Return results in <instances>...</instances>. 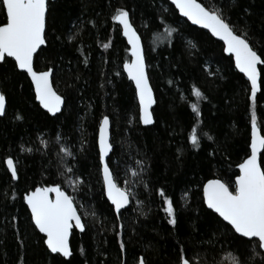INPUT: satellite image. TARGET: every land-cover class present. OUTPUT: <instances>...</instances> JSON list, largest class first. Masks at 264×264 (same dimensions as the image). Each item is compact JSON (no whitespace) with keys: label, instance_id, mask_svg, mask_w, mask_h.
<instances>
[{"label":"trees","instance_id":"1","mask_svg":"<svg viewBox=\"0 0 264 264\" xmlns=\"http://www.w3.org/2000/svg\"><path fill=\"white\" fill-rule=\"evenodd\" d=\"M200 2L206 6L222 4L236 28L250 24L251 42L264 53V0ZM116 6L129 10L149 49L147 72L155 98L151 125L138 122L135 90L122 69V61L128 57L127 43L109 19L111 8ZM245 8L250 13L242 16ZM159 14L176 29L174 43L161 39L153 45V33L164 32ZM46 21L48 43L35 56L36 67L43 70L55 65L54 87L66 98L60 113L50 115L41 109L29 78L14 69L12 58L0 61V89L6 93V114L0 117V155L12 154L19 165L18 180H10L0 166V264H17L21 257L24 264H137L139 256L147 264H176L178 241L191 264H264L262 250L257 249L260 255L249 260L252 249L248 245L239 240L229 243L231 233L217 228L215 215L201 203L197 184L213 177L228 181L238 174L234 166L244 157L250 141L253 107L258 128L264 134V89L258 92L253 106L247 99V79L236 70L222 44L179 16L168 0H54L48 2ZM80 25L83 27L77 32ZM188 40L193 41L194 48L188 46ZM85 57L87 64L83 63ZM260 71L264 76L262 64ZM193 84L207 100L191 93ZM181 92L186 99H181ZM189 101L196 102L201 110L198 146L187 141L196 122ZM17 113L23 119H16ZM103 115L110 116V139L115 146L110 158L115 177L122 187L131 185L134 192L121 217L123 227L117 226L121 221L115 219L110 203L100 194L101 178L92 145ZM57 127L67 138L70 150L81 149V139L87 141L76 152L79 171L85 176L83 186L76 190L58 175V159L63 155L59 149L65 145L56 138ZM204 132H209L214 141L203 137ZM41 138L45 143H40ZM22 144L25 151L20 152ZM178 148L183 150L179 154ZM141 159L147 170L137 183L141 175L137 161ZM52 183L62 184L75 195L86 223V230L72 232V255L68 259L48 251L22 201L28 188ZM162 186L178 205L175 226L168 223L161 200L154 195V190ZM185 191L190 194L187 198ZM137 200L143 203L137 204ZM140 211L146 215H140ZM117 231L121 233L119 238ZM214 231L218 236L210 241ZM121 240L126 244L124 252L119 249Z\"/></svg>","mask_w":264,"mask_h":264},{"label":"snow or ice","instance_id":"2","mask_svg":"<svg viewBox=\"0 0 264 264\" xmlns=\"http://www.w3.org/2000/svg\"><path fill=\"white\" fill-rule=\"evenodd\" d=\"M170 2L175 6L174 11L178 10L188 21L195 25H202L223 41V51L232 54L235 67L247 77L246 83L249 88L247 99L254 106L258 99V90L264 89V76L257 67L258 64L264 65V53L258 52L251 42L250 24L246 23L239 28L234 27L222 4L206 6L200 0H170ZM47 8L46 0H0V61L6 62L8 58H12L14 69L23 70L26 78H30L35 100L48 113L56 114L61 112V106L66 102V98L54 87L55 65L37 70L35 60V56L42 51V46L48 43ZM248 13L250 9L245 8L242 16ZM109 19L116 22L117 30L126 38L128 57L122 61V69L135 85L138 122L145 125L150 124L153 114L149 108L154 103V98L149 74L146 71L149 49L144 45L143 38L134 26L126 7L111 8ZM157 19L162 22L164 32L163 34L153 33L155 37L153 45L161 39H168L174 43L173 33L176 29L166 22L163 14H159ZM89 23L93 22L89 21ZM81 27L83 25L77 27V32ZM68 39L71 40L73 37L70 35ZM187 44L192 48L195 47L191 40H188ZM101 47L108 48L109 45L101 44ZM81 54L83 55L82 51ZM83 63H88L87 57ZM168 83L171 84L172 81L169 80ZM191 93L197 98L208 99L195 84L191 85ZM180 96L181 99H186L183 92ZM188 106L193 110L196 122L191 125L187 141L193 146H198L201 134L197 125L200 124L201 110L196 102L189 101ZM87 111L88 106L85 107V112ZM4 114H6V93L0 90V115ZM15 118L23 119L19 113ZM132 122L130 119L129 123ZM80 123L83 124L84 121L81 120ZM97 127L98 135L93 142L92 149L97 156V172L101 178L100 194L110 202L109 208L116 214L115 219L121 221L124 206L129 204L134 192L131 185L122 187L118 183L111 167L110 153L115 150V146L110 139V116H101ZM250 129V141L246 145L245 155L240 163L234 166L238 169V174L228 181L213 177L197 182L201 203L207 206L206 210H212L217 221V228L222 227L231 233L230 244L239 240L248 245L252 249L249 260L260 255L257 249L264 250V152L261 151L264 149V134H261V129L258 128L255 107L251 111ZM39 135L43 137L44 133L40 132ZM202 135L209 141H214V137L209 132H204ZM56 138L65 145L59 149L63 155H59L58 175L64 176L65 183H70L76 190L83 186L85 180L84 173L78 168L79 160L76 152L83 149L87 141L81 139V149L70 150L67 146V138L62 135L59 127H57ZM40 143H45L43 138L40 139ZM19 151H25L23 144ZM182 151L181 148L177 149L178 154ZM65 157L69 159L66 161ZM137 164L141 173L137 180L139 183L143 180L142 174L147 168L143 159L137 161ZM0 166L4 167L10 180L19 179V165L12 154L0 155ZM13 195L17 193L14 192ZM154 195L160 198L168 223L173 226L177 225L178 205L167 193L166 186L156 188ZM183 195L187 198L190 194L185 191ZM22 201L26 204L27 210H30V221L34 231L38 230L39 233L44 234L42 240L47 249L51 253H60L63 257H69L72 254L70 233L75 229L86 230V223L79 212L75 195L69 194L62 184L52 183L43 186L37 184L24 191ZM136 203L142 204L143 202L137 200ZM184 203L187 204V199ZM140 215H146V212L140 211ZM117 226L123 227L122 221ZM116 236L119 238L121 233L117 231ZM216 236L218 233L214 231L209 240L212 241ZM16 239L21 240V246H23L24 241L19 234L16 235ZM178 244L180 247L176 264H191L183 244L179 241ZM119 249L121 252L126 251V244L123 240L120 241ZM17 264H24L22 257ZM138 264H147L146 259L141 256ZM245 264L248 262L245 261Z\"/></svg>","mask_w":264,"mask_h":264},{"label":"water","instance_id":"3","mask_svg":"<svg viewBox=\"0 0 264 264\" xmlns=\"http://www.w3.org/2000/svg\"><path fill=\"white\" fill-rule=\"evenodd\" d=\"M51 1H54V0H46V2L48 3V2H51ZM169 2H170V0H168ZM171 3V2H170ZM174 6V5H173ZM175 7V6H174ZM46 12H47V10H46ZM177 12H178V14H179V16H181L182 18H184V19H186L187 20V18H185V17H183L182 16V14H180L179 13V11L177 10ZM188 21V20H187ZM191 25H193V26H196V27H198V28H201V29H203V30H205L206 32H208L215 40H217V41H219L221 44H222V46H223V41L219 38V37H216V36H214L208 29H205L202 25H195L193 22H191V21H188ZM116 23V22H115ZM122 35V34H121ZM123 37V36H122ZM124 38V37H123ZM125 39V41H126V38H124ZM127 43V42H126ZM227 55H230L231 57H232V54H230V53H226ZM35 55V54H34ZM232 60H233V63H234V66H235V62H234V58L232 57ZM260 66H261V64H258L257 65V67H258V69L260 70ZM236 68V67H235ZM148 70V66H147V68H146V71ZM236 70L237 71H239L240 72V70L239 69H237L236 68ZM19 71H22L23 72V70H19ZM240 73H242V72H240ZM125 74V76L127 77V79L132 83V85H133V87H134V90H135V85H134V83L130 80V78L127 76V74L126 73H124ZM243 74V73H242ZM244 75V74H243ZM245 76V75H244ZM245 78L247 79V77L245 76ZM29 80H30V78H29ZM1 90V89H0ZM260 90H258V92H259ZM34 92V91H33ZM258 94V93H257ZM153 98H154V94H153ZM136 100H137V98H136ZM38 102V101H37ZM38 104H39V102H38ZM137 105H138V100H137ZM154 105H155V98H154V103L150 106V108H149V110L152 112V108L154 107ZM40 107H41V109H43V107L41 106V105H39ZM62 106H63V104H62ZM62 106H61V108H62ZM44 111H46L47 112V110L46 109H43ZM48 113V112H47ZM48 114H50V115H55V114H53V113H48ZM57 114V113H56ZM2 115H0V117H1ZM153 123V119H152V122L150 123V124H147V125H151ZM142 125H145V124H143V123H141ZM250 134H251V129H250ZM97 135H98V130H97ZM110 137H111V122H110ZM263 150V149H262ZM261 150V151H262ZM111 154V153H110ZM258 159H260V157L258 156ZM238 170V169H237ZM54 195V194H53ZM106 198V197H105ZM110 203V202H109ZM129 204H130V200H129ZM129 204L128 205H126V206H124V208H127L128 206H129ZM26 205V204H25ZM206 206V205H205ZM207 207V206H206ZM29 211V213H30V210H28ZM212 211V210H211ZM78 231H83V230H80V229H77ZM38 231V230H37ZM41 235H44V234H42V233H40ZM238 235H240V234H238ZM70 239H71V233H70ZM46 246V245H45ZM47 248V247H46ZM49 252H50V250H49ZM262 252H264V250H262ZM52 254H55V253H52ZM59 255H61L62 257H63V255L62 254H60V253H58ZM72 255V254H71ZM70 255V256H71ZM69 256V257H70ZM69 257H64L65 259H68ZM141 256H139V258H140ZM139 258H138V261H139ZM138 261H137V264H138Z\"/></svg>","mask_w":264,"mask_h":264},{"label":"flooded vegetation","instance_id":"4","mask_svg":"<svg viewBox=\"0 0 264 264\" xmlns=\"http://www.w3.org/2000/svg\"><path fill=\"white\" fill-rule=\"evenodd\" d=\"M71 234H72V232H71ZM43 236V235H42ZM71 246V245H70ZM49 251V250H48ZM51 253V252H50ZM55 254H58V253H55Z\"/></svg>","mask_w":264,"mask_h":264}]
</instances>
